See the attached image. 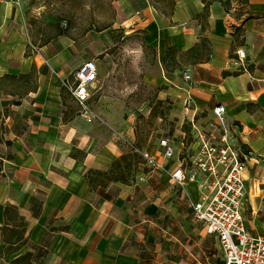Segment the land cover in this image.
<instances>
[{"label": "crops", "instance_id": "obj_1", "mask_svg": "<svg viewBox=\"0 0 264 264\" xmlns=\"http://www.w3.org/2000/svg\"><path fill=\"white\" fill-rule=\"evenodd\" d=\"M106 3L100 22L50 31L24 0L0 5V264H189L182 224L186 206L196 221L201 178L180 186L172 174L198 150L217 104L251 153L242 213L251 235L264 237V0H233L229 11L213 1L205 18L204 0ZM240 49L248 72L232 64ZM89 60L98 68L93 122L68 87ZM138 147L165 171L136 164ZM124 156L130 182L90 184V172L109 173Z\"/></svg>", "mask_w": 264, "mask_h": 264}, {"label": "built area", "instance_id": "obj_2", "mask_svg": "<svg viewBox=\"0 0 264 264\" xmlns=\"http://www.w3.org/2000/svg\"><path fill=\"white\" fill-rule=\"evenodd\" d=\"M5 2L0 0V5ZM232 64L241 72L249 71L245 50L237 51ZM97 78L96 62L89 60L77 70L74 82L68 86L88 122L96 120L88 102L89 87ZM186 80H191L189 74ZM239 133L240 126L229 120L226 107L217 104L213 119L197 131L198 150L173 172L172 178L180 186L201 178L202 197L193 206L194 217L208 235L218 238L225 264H264V237L251 235L242 213L246 199L244 174L251 153L236 143ZM160 146L166 160L175 156L168 139H161ZM134 152L151 172L165 171L164 164L148 151L134 148Z\"/></svg>", "mask_w": 264, "mask_h": 264}, {"label": "rangeland", "instance_id": "obj_3", "mask_svg": "<svg viewBox=\"0 0 264 264\" xmlns=\"http://www.w3.org/2000/svg\"><path fill=\"white\" fill-rule=\"evenodd\" d=\"M107 0H24V6L29 9L34 17L44 21L46 31H50V26H59L62 30L86 27L90 21L100 22L98 20L107 11ZM82 31H71L79 35ZM99 31H94L96 43H101ZM114 42H116L114 40ZM114 57L120 55V52H114ZM132 53L124 52L122 55L126 61H131ZM126 76L132 77L134 68L132 62L125 69ZM183 205V202H182ZM184 207L180 210L183 213ZM188 212L186 221L182 224V233L186 236L188 244L189 264H225L224 253L216 237L209 236L192 216L191 210L186 206ZM179 231L180 224H179ZM180 235V232H178ZM178 246L173 248L174 254L180 255Z\"/></svg>", "mask_w": 264, "mask_h": 264}, {"label": "trees", "instance_id": "obj_4", "mask_svg": "<svg viewBox=\"0 0 264 264\" xmlns=\"http://www.w3.org/2000/svg\"><path fill=\"white\" fill-rule=\"evenodd\" d=\"M213 1L221 2L227 11H229L231 9L232 2H233V0H212V1L204 0L205 12L203 14V18H205L209 14V7ZM234 1L244 3L245 0H234ZM253 17H254V15L248 13V16L245 20H249ZM242 32H243L242 27H235L234 28L233 36H234L236 41H238L240 39ZM138 149H141V148L138 147ZM134 158H135L136 164L140 163L142 167L145 166V163L142 160V158L139 157V155H136V153L134 155ZM129 159H130V157H128V156L122 157L121 161L125 162L124 168L121 164V161H117L116 163H114L113 168L109 173H102V172H96V171L90 172V174L88 175V179H89L90 184L95 187L96 184L99 182V177H104V180L106 179L108 182H111V181L124 182V183L130 182L128 175L130 174L131 164L129 163ZM122 168L124 169V172H120V170L122 171ZM115 169L119 171L117 174H115ZM142 171H143L142 172V174H143V173H147L149 170H148V168L144 167Z\"/></svg>", "mask_w": 264, "mask_h": 264}]
</instances>
